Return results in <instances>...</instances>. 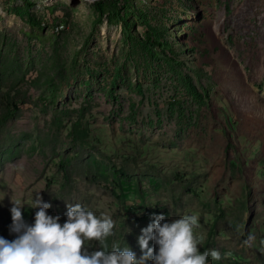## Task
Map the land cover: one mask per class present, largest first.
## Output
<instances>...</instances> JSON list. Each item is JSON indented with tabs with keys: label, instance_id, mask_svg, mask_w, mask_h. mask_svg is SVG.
Segmentation results:
<instances>
[{
	"label": "rangeland",
	"instance_id": "obj_1",
	"mask_svg": "<svg viewBox=\"0 0 264 264\" xmlns=\"http://www.w3.org/2000/svg\"><path fill=\"white\" fill-rule=\"evenodd\" d=\"M37 193L109 251L195 213L209 264H264V0H0V236Z\"/></svg>",
	"mask_w": 264,
	"mask_h": 264
},
{
	"label": "clouds",
	"instance_id": "obj_2",
	"mask_svg": "<svg viewBox=\"0 0 264 264\" xmlns=\"http://www.w3.org/2000/svg\"><path fill=\"white\" fill-rule=\"evenodd\" d=\"M11 202L9 231L15 238L0 236V264H209V255L214 260L221 259L217 250L201 251L202 237L196 233L199 216L195 213L170 221L163 213H154L138 236L142 254L137 258L130 247L121 249L113 243L108 250L105 241L114 235L115 222L107 214L97 215L79 203L67 204V219L61 224L60 215H49L47 209L52 205L37 193L29 206L38 210L34 223L29 224L23 217L24 203ZM91 241L99 242L101 247L90 249ZM150 241L155 247L150 246Z\"/></svg>",
	"mask_w": 264,
	"mask_h": 264
},
{
	"label": "trees",
	"instance_id": "obj_3",
	"mask_svg": "<svg viewBox=\"0 0 264 264\" xmlns=\"http://www.w3.org/2000/svg\"><path fill=\"white\" fill-rule=\"evenodd\" d=\"M98 1L99 0H94L93 2L95 3V4H97L98 3ZM103 10H106V11H108V12H111V13H114L115 12V8H114V6L113 5H110V3H108V4H105L104 5V7H103ZM52 22H56L55 20H52ZM37 25V24H36ZM40 26H41V24L40 23H38V29L40 28ZM44 25H42V27H43ZM149 32V31H148ZM159 40H158V38L157 37H153V36H151V35H149V33H147V36H146V42H148V43H151V44H153L155 47H159V48H162V44H161V42H158ZM11 116V114H10V112L8 111V112H6L3 116H2V121H4L5 119H7L8 117H10ZM144 219H147V220H152V215L151 214H145L144 216ZM7 237V236H6ZM5 237V238H6ZM7 239V238H6Z\"/></svg>",
	"mask_w": 264,
	"mask_h": 264
},
{
	"label": "built area",
	"instance_id": "obj_4",
	"mask_svg": "<svg viewBox=\"0 0 264 264\" xmlns=\"http://www.w3.org/2000/svg\"><path fill=\"white\" fill-rule=\"evenodd\" d=\"M53 27L61 28V25L60 24H57L56 26H53Z\"/></svg>",
	"mask_w": 264,
	"mask_h": 264
},
{
	"label": "water",
	"instance_id": "obj_5",
	"mask_svg": "<svg viewBox=\"0 0 264 264\" xmlns=\"http://www.w3.org/2000/svg\"><path fill=\"white\" fill-rule=\"evenodd\" d=\"M90 1H94V0H90Z\"/></svg>",
	"mask_w": 264,
	"mask_h": 264
}]
</instances>
